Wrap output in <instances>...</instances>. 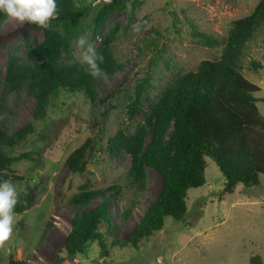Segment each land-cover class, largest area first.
I'll use <instances>...</instances> for the list:
<instances>
[{
  "label": "rangeland",
  "instance_id": "374dc122",
  "mask_svg": "<svg viewBox=\"0 0 264 264\" xmlns=\"http://www.w3.org/2000/svg\"><path fill=\"white\" fill-rule=\"evenodd\" d=\"M125 1L127 10L114 14L98 41L93 42L92 20L99 7L106 4L101 0L82 19L80 34L71 42V53L62 56L64 60L70 56L79 59L83 50L76 42L85 34L96 51L111 28L117 27L112 43L117 65L112 73H105L106 83L94 80L96 104L82 92L61 90L50 98L47 117L35 120L36 100L26 89L8 100L4 114L7 136L28 122L35 125L33 135L8 149L11 156H22L12 167L17 176L23 177L12 182L18 201L29 189L34 192L29 210L14 217L11 238L0 248V264H9L11 256L26 264H55L59 254L66 257L61 249L74 216L82 212L72 198L84 184L95 190L123 187L120 197L110 199L115 236H107L106 255L98 242H90L84 255L62 264H251L255 256L264 264V176L258 186L238 185L227 194L225 179L211 157L206 158V184L188 193V211L183 221L166 218L165 228L143 240L136 249L112 246L114 240L124 242L134 230L159 195L162 178L148 168L147 182L141 190L129 180L130 156L123 153L112 159L105 150L108 136L119 130L134 133L141 126L149 130L150 112L165 88L180 75L196 71L202 61L223 57L233 24L253 15L262 0ZM134 26H140L138 33L133 31ZM204 38H213L217 44L211 46ZM43 40L44 30L27 22L7 17L0 25V99L6 62L14 50L20 51L23 63H29L28 50ZM251 59L263 68L251 69ZM239 64L244 77L261 88L256 97L264 99V34L249 44ZM139 89L140 104L131 118V106ZM257 106L264 117V101ZM89 138L95 146L87 171L70 173L66 159ZM125 208L132 211L129 217L124 216ZM48 222L52 226L46 230ZM106 229L103 225L101 232Z\"/></svg>",
  "mask_w": 264,
  "mask_h": 264
},
{
  "label": "trees",
  "instance_id": "16d2710c",
  "mask_svg": "<svg viewBox=\"0 0 264 264\" xmlns=\"http://www.w3.org/2000/svg\"><path fill=\"white\" fill-rule=\"evenodd\" d=\"M76 3L81 7H75ZM56 4L58 17L51 21L50 28L28 23L44 30L43 42L27 52L29 63H23L18 49L6 62L0 99V181L23 180L12 168L22 156L13 157L8 149L25 142L35 133L34 123L28 122L12 136H7L4 114L14 93L26 89L30 96L35 97V120L47 117L50 98L61 90L82 92L92 104L97 102L95 79L83 71L79 59L72 56L62 59L64 53H71V42L80 34L81 21L93 7L88 0H56ZM127 8L125 0H112L99 7L92 20V41H98L114 14ZM7 17L6 13L0 12V25ZM232 27L231 40L223 57L202 61L196 71L180 75L165 88L150 112L149 130L141 126L134 133L119 130L108 136L105 150L112 159L123 153L130 156L129 180L141 190L147 182L148 168L157 171L162 178V189L155 201L128 238L122 243L114 240L113 247L120 245L136 249L143 240L165 228L166 218L183 221L188 211L189 191L206 184L207 157L217 163L225 179V193H233L238 185L249 188L260 184V177L264 176V117L257 103L264 99L256 97L261 88L244 77L239 60L247 55L249 44L264 34V0L253 15ZM116 31V26L111 28L104 44L96 50L105 58L100 64L104 73H112L117 65L112 51ZM204 39L211 46L217 44L213 38ZM262 68L260 63L251 59V69ZM140 99L139 89L131 106V118L136 115ZM94 146V140L89 138L69 155L65 165L70 173L84 174L87 171L88 158ZM122 191L123 187L118 185L98 190L91 189L88 184L79 187L72 203L80 206L82 212L74 216L61 249L66 257L59 254L55 264L84 255L90 242H98L105 255L108 253L107 236H115L111 227L110 199L120 197ZM33 192L29 189L28 194L18 201L15 215H25L29 210ZM124 211L125 217L132 213L130 208ZM103 225L107 226L105 233L101 232ZM51 226L52 223L48 222L46 230ZM250 260L251 264H262L259 256ZM9 264L26 263L11 256Z\"/></svg>",
  "mask_w": 264,
  "mask_h": 264
},
{
  "label": "clouds",
  "instance_id": "9594fccd",
  "mask_svg": "<svg viewBox=\"0 0 264 264\" xmlns=\"http://www.w3.org/2000/svg\"><path fill=\"white\" fill-rule=\"evenodd\" d=\"M93 8L101 3V0H88ZM105 3L110 0H104ZM79 8V3L75 4ZM0 12H4L11 19L20 23L35 24L41 28L51 27V21L58 17L56 0H0ZM146 23V22H145ZM134 32L140 31V26L133 27ZM77 47L82 49L79 64L83 71L94 79L107 77L100 67L104 63V56L97 54L94 46L89 42L88 34L82 35L76 42ZM18 203V193L11 180L0 181V248L11 238L14 223V208Z\"/></svg>",
  "mask_w": 264,
  "mask_h": 264
},
{
  "label": "built area",
  "instance_id": "2783aa9c",
  "mask_svg": "<svg viewBox=\"0 0 264 264\" xmlns=\"http://www.w3.org/2000/svg\"><path fill=\"white\" fill-rule=\"evenodd\" d=\"M110 2H112L111 0H110ZM110 2H108V3H110ZM107 4V3H106Z\"/></svg>",
  "mask_w": 264,
  "mask_h": 264
}]
</instances>
